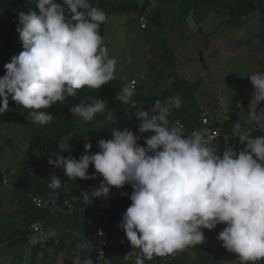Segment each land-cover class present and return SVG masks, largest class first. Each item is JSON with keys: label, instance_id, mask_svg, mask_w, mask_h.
Returning a JSON list of instances; mask_svg holds the SVG:
<instances>
[{"label": "clouds", "instance_id": "1", "mask_svg": "<svg viewBox=\"0 0 264 264\" xmlns=\"http://www.w3.org/2000/svg\"><path fill=\"white\" fill-rule=\"evenodd\" d=\"M63 4L67 10L55 0H35L38 12L29 9L18 14L16 31L23 50L4 66L0 113L8 111L11 98L29 110L28 118L33 123L47 125L54 117L46 109L74 97L78 90L100 89L116 79L117 60L110 57L100 31L108 20L107 13L92 0H63ZM186 23L196 31L190 14ZM248 78L253 94L247 118L252 124L258 120V113L264 112H257V106L264 102V72ZM134 85L133 81L125 86L117 99L135 109L138 133L149 134L144 146L137 143L140 135L113 128L111 139L97 142V153H91L92 145L85 143L84 154L78 159L65 158L59 153L70 148L68 140L61 141L52 155L55 159L48 158V164L61 169L71 180H94L97 174L102 177L92 192L80 193L85 203L107 198L111 188L131 186V203L118 225L131 245L127 249L131 252L124 253V261L125 257L129 259L125 262L146 264L157 257L175 256L203 244L202 229L213 230L220 224L225 227L217 240L236 254L240 264L264 261V136L253 137L245 131L238 136L244 145L242 150L226 147L221 153L210 144L207 129L186 135L179 121L170 123L172 110L182 106L180 95L168 97L163 103L157 99L145 110L132 99L136 95ZM106 106L105 101L96 99L92 104L81 102L71 107L70 113L91 122ZM240 127L235 124L237 130ZM90 165L95 169L92 175L87 174ZM49 179L50 189L62 187L55 175ZM55 198L54 192L49 194L50 200ZM112 218L113 210L109 224ZM57 235L56 229L38 228L27 239L35 246ZM111 237L115 243L117 235ZM161 260L168 264L170 258ZM83 264H93V260L85 259Z\"/></svg>", "mask_w": 264, "mask_h": 264}, {"label": "trees", "instance_id": "2", "mask_svg": "<svg viewBox=\"0 0 264 264\" xmlns=\"http://www.w3.org/2000/svg\"><path fill=\"white\" fill-rule=\"evenodd\" d=\"M67 10L63 0H55ZM151 0H92L94 6H99L106 13L108 18L124 14H136L138 17L144 16ZM154 12L155 16H170L182 23H186V17L190 14L197 25L195 32L202 33V24L211 14L218 16L224 24L233 28L240 25H247L254 19L260 24V32L257 34L264 46V0H156ZM29 9L38 12L35 8V0H0V77L5 75L4 66L9 63L11 58L18 55L23 49L16 31L18 27V14L27 13ZM70 13L68 16L70 18ZM148 13L147 16H152ZM187 24V23H186ZM105 24L101 26V35L104 34ZM146 25L144 26V29ZM152 29H147L146 32ZM162 53L158 54L162 62L172 61L173 56L165 40L160 41ZM107 46V45H106ZM154 82L152 89L147 95L136 92L132 98L138 104L144 105V109H150V103L154 99L153 93L159 94L162 103L168 97L175 96L179 91L185 90L187 94H192V87L185 81H176L171 85H161L158 81H164V74L160 68H152ZM125 86L119 84L117 79L110 81L100 89H81L74 97H66L64 102H57L45 111L54 118L47 125L33 123L28 118L26 109L18 106L9 98L8 111L0 113V123H18L26 129L31 130L29 141L25 152V165L22 168L21 176L16 179L12 186V191L16 197L13 211L10 214V221L0 220V250L13 245L14 241H22L28 248V264H54L55 259L61 252L76 251L78 258L76 261H65L62 264H83V260L94 258L98 250V238L96 225L98 224V211L103 201V197L90 199L87 203L79 198L80 193L99 186V175L94 180H71L64 176L61 169L54 168L48 164L54 152L58 151V143L67 141L70 151L60 152L62 157L72 156L79 158L84 154V145L87 143L86 137L80 133V126L93 125L104 120L107 114L113 115L114 119L110 122L106 120L105 132L107 139H111V130L129 129L134 135H140L138 142L144 143L148 133H138L139 121L135 116V109L130 104H124L117 99L121 90ZM158 91V92H157ZM96 99L103 100L107 106L103 113L97 114L94 119L87 123L79 116L72 115L70 108L79 104H91ZM264 106V103L262 104ZM202 111L198 108L192 109L181 106L179 110L173 109L169 120L183 121L186 126L193 129L198 125V120ZM108 122V126H107ZM237 124V116L233 114L226 122L220 124L222 137L218 139L219 148L225 149L223 136L232 137L233 129ZM217 125H219L217 123ZM251 135L264 136L255 122L250 125ZM2 148V147H1ZM244 145H240L242 150ZM99 148L92 146L91 153H97ZM55 159V156L51 157ZM95 173L92 165L89 166L88 175ZM3 173L0 170V182ZM55 175L61 180L60 189H50V177ZM68 191V193H66ZM55 193L54 200L49 199L50 193ZM33 198H38L46 205L37 207ZM130 199L126 196L120 197L113 207L112 223L107 226L109 235H117L115 243L108 247L103 264H133V261L125 262L124 253L131 246L127 241L118 240L121 229L118 227L126 209L130 206ZM40 223L43 230L49 228L56 229L57 237L45 243L32 246L25 238L29 232V226L33 223ZM48 253L52 256L48 257ZM194 253L199 264H219L204 256L197 246L186 248L178 252L175 256L157 257L146 264H165L161 259L170 258L168 264H187L188 254ZM49 258V259H48ZM13 264H21V256L16 255Z\"/></svg>", "mask_w": 264, "mask_h": 264}, {"label": "rangeland", "instance_id": "3", "mask_svg": "<svg viewBox=\"0 0 264 264\" xmlns=\"http://www.w3.org/2000/svg\"><path fill=\"white\" fill-rule=\"evenodd\" d=\"M155 3L156 0H151L142 17L130 13L109 17L105 23L103 39L110 57L117 60L116 79L123 86L135 81L136 92L144 95L152 89L154 67L160 68L164 74L165 80L158 81L159 87L176 81L187 82L193 88L192 94L186 96L185 90L176 94L182 97V106L206 112L219 125L233 114L237 116V123L241 127L239 130L234 128L232 135L237 147L238 136L249 131L251 125L248 123L247 110L253 86L248 76L264 72V46L257 37L261 30L259 22L254 19L247 25L231 28L221 22L218 16L211 14L202 24L200 34L193 32L188 24L170 16L156 17ZM151 12L153 15L147 16ZM141 25H146V28ZM147 29L154 31L146 32ZM161 39L166 41L173 56L170 62H162L158 58V54L162 53ZM153 94L155 97L150 108L159 99L158 93ZM94 102L92 100L90 103ZM263 103L257 106V112L264 109ZM258 117L255 126L264 122V112L258 113ZM113 119V115L107 114L104 120L93 125L85 126L84 123L80 126V133L86 137L87 143L97 146L100 139H107L106 120L111 122ZM30 134V129L18 123H0V170L3 173L0 182V220L4 222L10 221L16 203L12 186L21 176L25 165ZM224 227L220 224L213 230L202 229L205 242L197 247L208 260L215 263L240 264L236 254L228 252L222 247V242L217 240L218 233ZM118 240L127 241L122 230ZM27 253L25 243L14 241L12 246L0 250V264H13L16 255L21 256V264H28ZM50 256L52 253H48ZM57 256L54 264L76 261L78 258L75 251L61 252ZM187 261V264H199L194 253L188 254ZM258 264H264V261Z\"/></svg>", "mask_w": 264, "mask_h": 264}, {"label": "built area", "instance_id": "4", "mask_svg": "<svg viewBox=\"0 0 264 264\" xmlns=\"http://www.w3.org/2000/svg\"><path fill=\"white\" fill-rule=\"evenodd\" d=\"M142 28H144L145 25H141ZM131 82L133 81H129L125 86H128ZM135 82V81H134ZM135 89L137 87V83L135 82ZM176 121H179L181 125L184 126V130H185V134L186 135H191V133L193 131H197V130H204L207 129L210 133L211 139H210V144L213 146H216L219 148V142L218 139L220 137H222V131H221V127L220 125H217V123H214L210 116L206 113L203 112L201 113L199 120H198V125L196 127H194L193 129H190L186 126V124L177 119L174 120L172 122V124H174ZM257 129H259V131L264 134V122L260 123L257 126ZM223 139L225 141V148L226 147H230L235 149L236 151H239L240 149V142H238L237 147H235V140L234 137H228V136H223ZM138 145L140 146H144V143L141 142H137ZM100 182L102 180V177H99ZM99 182V184H100ZM132 192V188L130 185H125L123 188L121 189H117V188H111L110 192L108 194L107 198H103V201L99 207V211H98V225L96 227V231H97V235H98V239H99V246H98V251L96 253V257L94 258V264H103V261L106 257V250L108 249L109 246H111L112 244H114V237H111L108 234L107 226L109 225V221L112 217V210L113 207L116 203V201L120 198L123 197L121 195V193H127V195H124L126 197L129 198V196L131 195ZM32 202L37 206V207H44L46 204L41 201L38 198H33ZM38 228H41L40 223H33L29 226V232L26 234L25 238L27 239V237L30 234H34L36 232V230ZM107 248V249H106ZM131 251H127L125 253V256ZM129 259H126L125 257V261H128ZM167 262V261H166Z\"/></svg>", "mask_w": 264, "mask_h": 264}, {"label": "crops", "instance_id": "5", "mask_svg": "<svg viewBox=\"0 0 264 264\" xmlns=\"http://www.w3.org/2000/svg\"><path fill=\"white\" fill-rule=\"evenodd\" d=\"M71 252H73V251H71ZM76 252V251H75Z\"/></svg>", "mask_w": 264, "mask_h": 264}]
</instances>
